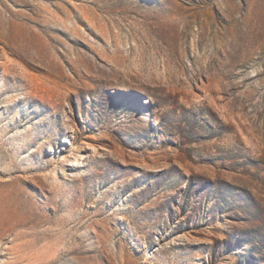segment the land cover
Listing matches in <instances>:
<instances>
[{
    "label": "rangeland",
    "instance_id": "rangeland-1",
    "mask_svg": "<svg viewBox=\"0 0 264 264\" xmlns=\"http://www.w3.org/2000/svg\"><path fill=\"white\" fill-rule=\"evenodd\" d=\"M0 264H264V0H0Z\"/></svg>",
    "mask_w": 264,
    "mask_h": 264
},
{
    "label": "bare ground",
    "instance_id": "bare-ground-1",
    "mask_svg": "<svg viewBox=\"0 0 264 264\" xmlns=\"http://www.w3.org/2000/svg\"><path fill=\"white\" fill-rule=\"evenodd\" d=\"M82 154H83V152H81L79 156H82ZM75 157H76V156H75ZM75 162H76V161H75Z\"/></svg>",
    "mask_w": 264,
    "mask_h": 264
}]
</instances>
